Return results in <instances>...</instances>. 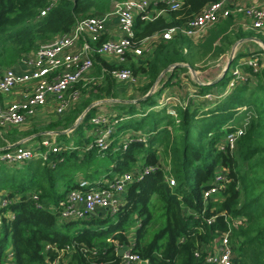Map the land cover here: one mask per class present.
I'll return each mask as SVG.
<instances>
[{"label":"trees","instance_id":"16d2710c","mask_svg":"<svg viewBox=\"0 0 264 264\" xmlns=\"http://www.w3.org/2000/svg\"><path fill=\"white\" fill-rule=\"evenodd\" d=\"M48 1L0 0V67L18 66L39 43L68 31L79 19L106 12L111 5V0H58L45 16L39 17L40 9ZM214 1L217 0H183L177 10L152 13L147 20L137 16L135 37L181 24ZM155 6L165 8L162 3ZM233 24L232 16L221 20L198 43L177 35L157 44L145 66L130 63L133 73L144 77L142 96L167 66L183 63L196 69L198 62L213 60L225 54L235 41L250 38ZM260 54H264L262 49L236 53L225 74L214 83L193 82L197 94L215 93L218 97L206 110L189 101L184 108L175 106V117L167 112V106L160 107L157 102L172 79L180 72L189 71L187 66H175L166 72L156 91L137 103L148 105V110L141 113L142 127L132 129L126 123L134 114L131 113L134 104H108L104 111L108 114L107 124L114 130L109 146L102 151L94 143L88 146L93 134L87 135V127L102 106H95L94 100L118 97V84L108 73L104 74L102 83L95 85V92L90 90L81 102L85 106L71 112L69 123L58 124L64 114L47 124L59 125L57 128L41 131L39 127L9 128L1 136L7 142L0 139L4 147L38 131L37 136L54 131V137L61 135L64 140L55 138L60 149L56 153L47 151L45 160L32 158L14 165L0 163V193L6 200L5 204L3 199L0 202V264L6 262L8 249L12 264H48L58 255L57 250L66 245L71 250L67 264H124L116 248L131 241L133 250L148 258L150 264H203L202 247L228 229L235 264H264V68L254 73L250 67L238 63L244 56L260 57ZM96 60L98 73L101 66L115 67L101 58ZM260 62L264 61L260 59ZM235 66L244 72L245 79L226 91L230 69ZM82 111L83 119L74 129L64 132L71 129ZM236 118L247 119L242 134L232 150L219 148L223 134L232 125L237 126ZM79 128L85 131L83 143L72 138ZM125 134H129V140L123 144L121 138ZM143 149H146L144 155ZM113 155L111 169L115 175L109 171L103 175L104 166L95 164L100 158L107 161L106 157ZM149 166L155 169L128 183L114 214L103 210L87 219L59 220L55 209L69 190L79 186L80 178L89 185L104 186L106 180L118 173ZM220 168L226 171L225 187L216 198L205 202L203 190L211 185ZM99 175L98 179L94 178ZM166 176L173 177L175 185L170 186ZM238 219L241 223L234 225ZM196 251L201 255L199 258Z\"/></svg>","mask_w":264,"mask_h":264},{"label":"built area","instance_id":"2783aa9c","mask_svg":"<svg viewBox=\"0 0 264 264\" xmlns=\"http://www.w3.org/2000/svg\"><path fill=\"white\" fill-rule=\"evenodd\" d=\"M58 0H49L39 11V17L45 16ZM157 3H162L165 10H177L183 0H121L114 2L112 7L97 15L87 16L77 20L72 27L53 38L40 43L34 50L28 52L18 66L2 67L0 69V94L7 98L0 101V129L6 127H24L35 120L41 109L53 113L55 117L73 109L85 95V91L93 90L100 84L102 77L108 73L116 84L139 86V78L130 68V63L145 66L155 47L162 41L170 40L177 35L187 37L194 43L201 42L207 36L210 28L229 16L234 18V26L243 30H255L264 34V6L257 0H217L203 6L199 12L181 24L169 26L151 35L136 38L134 21L137 16L142 20L150 19L151 9ZM160 14V12H156ZM261 55V54H260ZM101 58L115 67L108 69L101 66V73L95 74L96 58ZM23 65V66H22ZM239 65H245L258 72L264 68L258 55H249L241 59ZM231 78L226 91L238 82L245 79L244 72L239 66L230 69ZM195 90L188 94L186 99L177 95L164 97L170 101L167 112L176 117L175 106L186 107L195 95ZM217 97L206 93L203 99L211 100ZM172 101V102H171ZM161 104V103H160ZM97 106V103H94ZM163 103L161 106H164ZM84 115V114H83ZM108 117L104 106L93 115L90 123L94 125L92 131L94 145L99 151L106 149L110 144V136L114 130L107 124ZM114 122H116L114 120ZM247 119H242L237 126L232 125L219 148L228 147L232 150L235 141L242 134ZM67 132V131H66ZM42 138L35 145H27V140L13 147L0 150V163L14 165L31 160L32 158L46 159V152L56 153L60 147L53 134ZM89 135V134H87ZM125 144L129 134L121 138ZM154 166L141 169L134 167L131 171L116 175L106 180L104 186L89 185L83 178L79 179V186L69 190L64 199L55 209L61 221L72 219H86L90 215L107 211L114 214L119 208L128 183L142 177L143 173L154 170ZM168 170V167L165 168ZM170 186L176 181L171 176L165 179ZM226 171L217 169L211 185L203 190L202 199H214L217 193L225 187ZM36 198V195H33ZM216 198V197H215ZM6 200L3 199L2 204ZM210 219H207L209 222ZM241 220L234 222L236 225ZM244 221V219H242ZM231 230L219 233L211 243L202 247L203 264H235L234 249L230 237ZM122 249L121 259L124 264H150L149 259L133 250V242L116 250ZM70 246L57 250L58 255L48 264H67V255ZM196 258L200 257L195 252ZM10 249L4 264H12Z\"/></svg>","mask_w":264,"mask_h":264},{"label":"rangeland","instance_id":"374dc122","mask_svg":"<svg viewBox=\"0 0 264 264\" xmlns=\"http://www.w3.org/2000/svg\"><path fill=\"white\" fill-rule=\"evenodd\" d=\"M117 1H121V0H111V5H110V7H109V9L112 7V5H113V3L114 2H117ZM93 8H95V5H93ZM108 9V10H109ZM107 10V11H108ZM164 13V12H163ZM242 35H250L249 37H256V38H258V39H260L263 43H264V36H263V34L260 32V31H255V30H246V32H244ZM237 41H235L231 46H230V48H229V50L225 53V54H222V55H220V56H218V57H216L215 59H213V60H207V61H201V62H198L197 64H196V69H193V71L195 72H191V71H188V72H185L184 74V76L183 77H185V76H187V79L189 78L190 79V77H192V78H196V80H199V79H203V80H206L205 79V77L206 78H213V77H218L220 74H221V72H222V70H223V68H224V66H225V63H226V61L228 60V57L230 56V51H231V49H232V47L234 46V44L236 43ZM43 43V42H42ZM40 44V43H39ZM248 45L250 46V47H252V48H255V50H259V49H262V43H260V42H254V41H251V42H248ZM241 46L239 45V43L237 44V46H236V49H235V52H234V55L236 54V53H239L240 52V50H241ZM263 50V49H262ZM260 57H262V59H263V61H264V54L262 55V56H260ZM242 58H244V57H242ZM240 60V59H239ZM238 60V62H240ZM233 64H235V62L233 63ZM231 65V67H233L234 65ZM2 67H7V66H2ZM2 67H0V69L2 68ZM168 72V71H167ZM101 73V72H100ZM100 73H98V72H96L95 71V74H97V75H99ZM165 74V73H164ZM182 74V72H180L179 73V75H177L176 77H175V81L174 82H172L170 85H172V84H176L177 86H178V88H174V87H170V88H166L165 89V91L162 93V95L160 96V98L157 100V102H158V104L159 105H162L163 103H165V106H167V107H169L170 106V101H166L165 99H163L164 97H167V96H169V95H177L178 97H180V98H184V96H185V90H182V86H179L180 85V83H181V77H180V75ZM228 74L229 73H227V76H228ZM139 78H141V81H140V83H139V86H128V85H125L126 87H125V89H123V90H121V91H118V97L116 98V100H112V99H109V98H106L107 100H103V99H99V100H94L93 102H95V103H97L98 105L97 106H104V107H106L108 104H112V102H121V103H131V104H134L133 105V108H134V111H132L131 113H134L132 116H131V118L129 119V120H126V123L127 124H129V127L130 128H132V129H134V128H136L137 126H139V125H141V127L143 126V123H141V113L142 112H144V111H146V110H148V105H146V104H143V103H139V105L137 104V103H134V102H131V101H134L135 99H138V98H142V93H143V90H142V82H143V80H144V77L143 76H141V75H138V74H136ZM103 78H104V76L102 77V80H103ZM164 78V77H163ZM102 80H101V83H102ZM186 82V81H185ZM199 82H200V80H199ZM158 84L159 83H157V85H156V87H155V91H156V89L158 88ZM159 86H160V84H159ZM117 87L120 89V88H123L122 87V85L121 84H118L117 85ZM95 90H96V88H94L93 89V92H95ZM172 90V91H171ZM92 91V90H91ZM91 91H85L84 93H85V95L83 96V98L79 101V103L73 108V109H71L69 112L71 113V112H73L74 110H75V108H82V107H84L85 106V103H81L85 98H87L88 96H89V92H91ZM154 91V92H155ZM192 91V90H191ZM148 92V91H147ZM146 92V93H147ZM145 93V94H146ZM144 94V95H145ZM172 102V101H171ZM81 103V104H80ZM161 103V104H160ZM109 109L111 110V107H109ZM114 109H115V107H114ZM241 109H243V108H241ZM116 110V109H115ZM69 112H67V113H69ZM49 115H53V113H48ZM83 114H84V111H82L81 113H80V115L79 116H77V118L78 117H80L81 116V118L83 119ZM72 115H73V113H71V114H69V115H67V114H65L64 116H62L61 117V120H59V125L62 123V122H67V123H69L70 121H71V119H72ZM47 118H49V117H47ZM35 119H36V117H35ZM82 119H80L79 120V122L82 120ZM237 125H239L240 124V121H239V119L238 118H236V120L234 121ZM42 123L39 121H37V120H34L33 119V121L32 122H30L29 124H27L26 126H22L23 128L22 129H31L32 127H39V128H37L39 131H41V130H43L44 128L45 129H49V128H57L59 125H57V126H49V125H47V126H44V125H41ZM69 125V124H68ZM72 127V126H71ZM71 127H69V128H71ZM93 129H94V127H93V125L92 124H90L88 127H87V134H89L90 132H92L93 131ZM71 129H67L66 131L67 132H69ZM38 131V132H39ZM65 131V132H66ZM38 132H35V134H32L33 136L31 137V139L30 140H28L27 141V145H31V144H36V143H38L42 138H44V137H46L47 135H49V134H45L44 136H42V135H38L37 136V134L36 133H38ZM30 133V132H29ZM39 134V133H38ZM31 136V135H30ZM223 136H225L224 134H223ZM222 136V137H223ZM48 137V136H47ZM84 137H85V131H81V129L79 128V129H76L75 130V132L72 134V138H74V140H76L77 142H84ZM56 138V137H55ZM57 138H58V140H64V136H61V135H58L57 136ZM56 138V139H57ZM224 138V137H223ZM93 137L91 136L89 139H88V146L90 145V144H92L93 143ZM142 155H144L145 153H146V149H143L142 150ZM113 158H115V155H113V156H111V158H108V157H106V159H107V161L105 160V157H102V158H100V160H98V163L97 164H95V165H101V166H104V168L101 170V172H102V174L104 175V174H106V172L107 171H109V173L113 176V175H115V173H114V171L111 169V166H112V164H111V162H112V159ZM6 165V164H5ZM130 166H131V164H130ZM132 169L130 168L129 170H127V172L128 171H131ZM126 172V171H125ZM118 174H121V173H118ZM101 175H99V176H95L94 178H99ZM89 180V179H88ZM107 214V213H106ZM108 215V214H107ZM111 220H113V217L112 216H110L109 217V221H111ZM105 225H106V223H105Z\"/></svg>","mask_w":264,"mask_h":264},{"label":"crops","instance_id":"0c3cea01","mask_svg":"<svg viewBox=\"0 0 264 264\" xmlns=\"http://www.w3.org/2000/svg\"><path fill=\"white\" fill-rule=\"evenodd\" d=\"M258 3H260V5H262V6H264V0H258L257 1ZM151 12H153V13H156V12H160L161 14H163V12L164 11H161V9H159V8H157L156 6H154V7H152V9H151ZM233 27L234 28H236L235 26H234V24H233ZM236 29H239V28H236ZM241 31H246V30H243V29H240ZM248 31V30H247ZM263 34V33H262ZM263 36H264V34H263ZM251 41H254V42H256L255 40H252L251 38H242V39H240L239 40V45L242 47L241 48V50H240V52H242V53H250V52H258L259 50L257 49V50H255V48H252V47H250L249 45H248V42H251ZM262 43V42H261ZM263 54H261L260 56H262ZM245 57V56H244ZM241 59L242 58H240V60L239 61H241ZM260 59L261 60H263L262 59V57H260ZM238 63H240V62H238ZM23 66V65H22ZM185 74L184 73H182L181 75H180V77L182 78L181 79V83H180V85L179 86H182V90H185V96H184V98L183 99H186L187 97H188V94L191 92V90L192 91H196V96H194L192 99H190V101H193V103H198V104H200L201 105V110H206V109H208V108H210V107H212L213 105H214V103H215V100L218 98V97H215V98H213V99H211V100H208V99H203L202 98V95H199V94H197V87L193 84V82L194 81H199L200 80V82H203V83H208V82H211V81H213L214 79H216L217 77H213V78H206L205 77V79L206 80H203V79H199V80H196V79H194V78H192V77H190V79L188 78L187 79V76H185V77H183ZM176 79L174 78V79H172L171 80V82H174ZM186 81V82H185ZM122 87L123 88H120L119 89V91L120 90H123V89H125V84H123L122 85ZM172 88V87H174V88H178V86L176 85V84H172V85H168V86H166V88ZM165 88V89H166ZM165 89L163 90V92L165 91ZM172 91V90H171ZM213 92H216L215 91V89H213L212 90ZM162 92V93H163ZM214 95H215V93H213ZM162 95V94H161ZM6 100H7V98H5V96L4 95H2V94H0V101L2 102V103H4V102H6ZM103 100H107V99H103ZM211 101V102H210ZM47 117H49V118H47ZM56 118L57 117H55L54 115H49L48 114V112L47 111H45L44 109H41L40 111H39V114L36 116V119L35 120H37L38 122L40 121L42 124L41 125H47L50 121H52V120H56ZM9 128H17V127H6V128H2V129H0V139H3L4 141H6L7 142V140H5L4 138H2L1 136L2 135H4L5 134V132L9 129ZM21 129L23 128V127H20ZM53 132L54 131H47V132H45L44 134H48V133H52L53 134ZM55 133V132H54ZM31 139V137H24V138H21V139H19V140H17V141H21V140H24V141H28V140H30ZM17 141H15L14 143H16ZM9 145H12V143H8L5 147L4 146H2V145H0V150H3V149H5V148H7ZM33 145H35V144H33ZM3 197V195L0 193V202L2 201V198ZM131 240H132V238H131ZM9 250V249H8Z\"/></svg>","mask_w":264,"mask_h":264},{"label":"water","instance_id":"95a60500","mask_svg":"<svg viewBox=\"0 0 264 264\" xmlns=\"http://www.w3.org/2000/svg\"><path fill=\"white\" fill-rule=\"evenodd\" d=\"M250 38H251L252 40H255V41L261 43V40L258 39V38H256V37H250ZM238 43H239V40H238V41L234 44V46L232 47V49H231V51H230V56L228 57V60L226 61L225 66H224V68H223L221 74L217 77V79H215L214 81L208 82L207 84L214 83L216 80H218L219 78H221V77L225 74L227 68H228L229 65L231 64V61H232V59H233V57H234V52H235V49H236V46H237ZM262 49H263V51H264V44H263V43H262ZM23 60H25V59H23ZM175 66H187L188 69H189V71H191L192 73L194 72V71H193V68H192L191 66H189V65H186V64H183V63H174V64H171V65L167 66V67H166V68H165V69H164V70L158 75V77L156 78V80L154 81V83L152 84V86L150 87V89L148 90V92H147L145 95H143L142 98L135 99L134 101H131V102L138 103L140 100H143V99H145L146 97H148L149 95H151V94L155 91V87H156L157 83L159 82L160 78L162 77V75H163L164 73H166L167 71H170L171 69H173ZM194 73H195V72H194ZM195 79H196V78H195ZM112 100H116V99H112ZM92 105H93V103L90 104V105L88 106V108L91 107ZM80 119H81V116L77 118V120L75 121V123L72 125L71 130L75 128V126L78 124V122H79ZM65 131H66V130H64V132H65ZM59 132H60V131H59ZM43 133H45V132H43ZM32 136H33V135L28 136V137H32ZM23 141H24V140L17 141L16 143H13L12 145H9L8 147H13V146H15V145H18V144L22 143ZM122 251H123L122 249H119V250L117 251V254H118V255H121V254H122Z\"/></svg>","mask_w":264,"mask_h":264},{"label":"bare ground","instance_id":"6f19581e","mask_svg":"<svg viewBox=\"0 0 264 264\" xmlns=\"http://www.w3.org/2000/svg\"><path fill=\"white\" fill-rule=\"evenodd\" d=\"M258 1V0H257ZM260 4V3H259ZM152 7H154V6H152ZM135 24V23H134ZM153 54V53H152ZM259 72V71H258ZM164 75V74H163ZM216 95V94H215ZM220 97V96H219ZM211 102V101H210ZM244 109V108H243ZM108 115V114H107ZM232 125V124H231ZM147 173V172H146ZM165 179V178H164ZM167 183V182H166ZM170 188H173V187H170ZM89 217H91V216H89ZM87 219V218H86ZM79 220V219H78ZM74 221V220H73ZM201 256V255H200ZM6 259V258H5Z\"/></svg>","mask_w":264,"mask_h":264}]
</instances>
